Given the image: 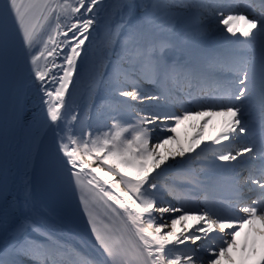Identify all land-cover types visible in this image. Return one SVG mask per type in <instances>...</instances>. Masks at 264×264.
Returning <instances> with one entry per match:
<instances>
[{
  "label": "snow or ice",
  "instance_id": "obj_1",
  "mask_svg": "<svg viewBox=\"0 0 264 264\" xmlns=\"http://www.w3.org/2000/svg\"><path fill=\"white\" fill-rule=\"evenodd\" d=\"M49 134L103 264H264V0H0V200ZM15 207L0 264H96Z\"/></svg>",
  "mask_w": 264,
  "mask_h": 264
},
{
  "label": "bare ground",
  "instance_id": "obj_2",
  "mask_svg": "<svg viewBox=\"0 0 264 264\" xmlns=\"http://www.w3.org/2000/svg\"><path fill=\"white\" fill-rule=\"evenodd\" d=\"M220 27H223V25H220ZM34 99L35 97H33V100ZM31 106L30 102V108ZM29 115H31V112H29ZM218 122V119L214 120V123L218 124ZM78 127L79 126L77 125V128ZM23 147L25 146L22 145V148ZM50 148L51 135L49 134L48 136L40 138L35 146L34 163L28 170L27 176L24 175L23 167L19 164V161H17V166H14L12 170L13 175L10 177L6 199L0 200V210L8 208L15 198L16 207L14 214L16 216L27 217L30 221H35L43 228L52 231L58 239L66 241L72 247L79 250L85 257L93 259L96 264H103L104 258L102 257V251L91 240L83 236L69 224L57 218L53 210L48 207L42 198H39V200L35 198V176L41 167V161ZM162 175L164 179H166L167 176H170V174ZM25 180L27 181L26 189L24 186ZM0 234H2V232H0Z\"/></svg>",
  "mask_w": 264,
  "mask_h": 264
},
{
  "label": "rangeland",
  "instance_id": "obj_3",
  "mask_svg": "<svg viewBox=\"0 0 264 264\" xmlns=\"http://www.w3.org/2000/svg\"><path fill=\"white\" fill-rule=\"evenodd\" d=\"M98 102V101H97Z\"/></svg>",
  "mask_w": 264,
  "mask_h": 264
}]
</instances>
